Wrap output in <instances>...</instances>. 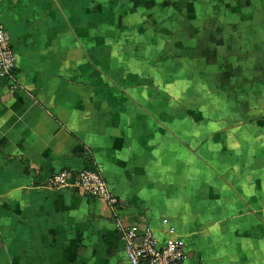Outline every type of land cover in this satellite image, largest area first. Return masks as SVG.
<instances>
[{
  "label": "crops",
  "instance_id": "0c3cea01",
  "mask_svg": "<svg viewBox=\"0 0 264 264\" xmlns=\"http://www.w3.org/2000/svg\"><path fill=\"white\" fill-rule=\"evenodd\" d=\"M0 23V264H129L118 218L162 242L166 219L183 264H264V0H0Z\"/></svg>",
  "mask_w": 264,
  "mask_h": 264
},
{
  "label": "built area",
  "instance_id": "2783aa9c",
  "mask_svg": "<svg viewBox=\"0 0 264 264\" xmlns=\"http://www.w3.org/2000/svg\"><path fill=\"white\" fill-rule=\"evenodd\" d=\"M16 53L13 49L5 26L0 23V81H14ZM48 186L53 188L76 189L86 196H94L104 201L114 210L121 200L111 190L103 173L98 169L70 171L62 169L52 174ZM162 223L170 236L162 242L150 225H125L121 219L116 220L119 233L124 240L129 264H183L186 258V243L176 235L174 226L166 219Z\"/></svg>",
  "mask_w": 264,
  "mask_h": 264
}]
</instances>
